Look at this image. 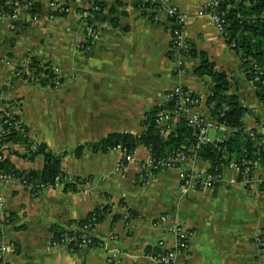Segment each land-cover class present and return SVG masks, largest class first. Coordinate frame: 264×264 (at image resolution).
<instances>
[{"label":"crops","instance_id":"1","mask_svg":"<svg viewBox=\"0 0 264 264\" xmlns=\"http://www.w3.org/2000/svg\"><path fill=\"white\" fill-rule=\"evenodd\" d=\"M37 1L40 11L33 19L24 8L15 19L0 18V107L13 108L29 140L45 144L55 155L65 153L60 168L66 178L37 194L16 180L0 182L1 261L154 264L158 243L172 247L167 229L179 223L192 238L189 250L179 254L175 264H264V252L254 243L256 235L264 233L262 169L256 167L243 183L238 173L225 167L211 189H186V172L207 174L208 164L195 156L144 182L150 159L142 146L133 154V162H123L117 149L92 153L85 148L79 158L72 154L76 147L97 143L109 134H142L147 114L159 102L157 94L175 86L201 97L200 104L189 110L192 116L211 120L206 100L212 81L195 72L201 65L200 54L227 74L230 92L248 109L244 135L264 136V106L254 86L246 79L239 57L202 14L209 0H170L186 16L184 39L195 54L192 57L172 50L170 24L164 15L152 21L135 8L134 0ZM94 3L103 5L100 19L93 24L99 40L84 53L81 12ZM31 59L40 66L49 64L59 85H41L31 78L26 71ZM17 69L28 79L16 74ZM223 131L224 138L234 132ZM211 132L215 138L216 132ZM8 148L9 161L17 170H42V157L30 160L20 157L23 147ZM74 179L86 181L77 184L75 192H65V185L75 184ZM98 205H109L115 219L107 216L91 231L92 246L71 251L51 244V227L83 231L70 224L84 220ZM160 216H168V221L155 227Z\"/></svg>","mask_w":264,"mask_h":264},{"label":"trees","instance_id":"2","mask_svg":"<svg viewBox=\"0 0 264 264\" xmlns=\"http://www.w3.org/2000/svg\"><path fill=\"white\" fill-rule=\"evenodd\" d=\"M13 1L0 0V18H11L13 16L15 12ZM16 1L21 6L27 4V12L32 19L39 14L40 5L37 0ZM134 6L135 8L155 7L149 0H134ZM102 8V4L94 3L90 9L81 12L86 14L87 24H93L92 18L94 20L100 19ZM58 13L55 15L57 16ZM218 13L221 19L224 20V39L231 50L239 57L246 79L252 83L257 99L264 106V0H219ZM59 15L63 16L64 14L60 13ZM148 18L153 21L155 15L152 14ZM194 55L190 49L188 57ZM199 57L201 58V65L195 72L199 76H208L212 81L206 106L212 120L219 125L215 132L216 137L222 138L221 141L201 145L195 153L190 152V147L196 143L198 130L189 127L183 118H180L175 124L173 131L164 135L159 133L154 125L156 113L164 108L172 110L174 103L171 100L160 106L155 105L147 114L143 123L145 131L142 134H109L97 143L76 147L72 154L79 158L85 148L92 153H107L120 148L125 150L126 154L133 155L136 149L142 146L148 151L150 159V165L143 172L144 182L158 172L168 169L163 165L178 153H184L189 158L195 156L207 163L206 173L210 175H220L222 169L230 163H235L242 173H246L247 177L256 167L264 171V136L253 132L255 136L251 139L244 135L242 130L243 119L248 113V109L242 106L235 93L230 92V82L227 74L216 70L203 54H200ZM27 69L33 73V79H37L41 85L47 84L48 80L39 76L40 73L49 78H53L55 75L49 68V64L40 66L34 59L29 60ZM16 74L21 76L22 79H28L20 69H17ZM190 94L199 96L193 93ZM9 114L8 110L0 111V151L6 145L23 147L25 149L23 156L18 153L13 154L30 160L35 157H42L43 167L40 171H19L11 165L9 161L11 154L7 149V155L0 160V175L23 180L26 184H32L31 192L33 194H37L46 188H54L66 178L60 168L65 153L55 155L48 150L45 144H38L29 140L26 128L21 124L16 127L15 123L19 121L18 118ZM221 126L234 130L233 134L224 138V131L220 128ZM259 141L263 142L260 144ZM74 180L75 184L65 185V192H75L76 185L83 184L86 181L84 179ZM196 188H199V186ZM128 213L134 215L130 211ZM111 214L112 210L109 205H98L84 220L70 224V226L81 228L83 231H64L51 227L52 240L62 242L74 239L79 242L83 235H87L92 240L93 245L95 240L90 235L91 231ZM111 218L115 219V216H111ZM261 237H263L264 243V233ZM74 248V244H70L69 249L73 250ZM260 249L261 252H264V247H260ZM0 262H2L1 259Z\"/></svg>","mask_w":264,"mask_h":264},{"label":"built area","instance_id":"3","mask_svg":"<svg viewBox=\"0 0 264 264\" xmlns=\"http://www.w3.org/2000/svg\"><path fill=\"white\" fill-rule=\"evenodd\" d=\"M58 0H53L51 3L54 4ZM151 4H154V8H138L147 14L146 16L149 17L150 15H159V13L163 14L167 19L168 23L170 24V35L172 39V50L178 53L182 57H188L190 51V45L184 39V32L183 26L186 20V16L179 11L170 0H149ZM13 6L15 7V12L12 19L17 17V12L19 9L24 8L27 9V4L21 6L16 0L12 2ZM218 5L219 0H209L204 6L202 7V14H204L213 27L224 37V20L221 19L220 14L218 13ZM82 20L85 22L84 27V41L80 46L81 50L89 49L95 41L98 40L99 34L96 28H94L93 24H87L86 21V14L81 15ZM160 97L159 102L156 106H160L162 104H166L169 101H173L172 110L169 109H162L156 113V118L154 120L155 127L159 130V133L164 135L170 131H173L175 124L179 121L180 118H183L186 121V124L198 130V137L196 143L193 144L189 151L195 153L197 149L201 145L219 142L222 140L220 137L209 138V130H216L219 128V125L215 122H206L202 118L192 116L189 113V110L195 106H197L201 102L200 96H192L190 92H186L181 86H175L174 88L168 90L167 92H161L158 94ZM0 111H4L1 110ZM11 115V114H9ZM16 127H19L20 124L15 123ZM257 135H260L256 133ZM249 138L253 139L255 134L250 132L247 135ZM263 141H259L261 144ZM6 146H3L0 151V160L3 158L4 150ZM118 150L122 154L123 162H133L134 158L133 155H129L125 153V150L118 148ZM191 158V157H190ZM184 153H178L174 158L170 159L169 162L165 163L163 166L166 168H174V167H181L186 164L189 160ZM150 165V161H149ZM148 165V166H149ZM227 169H232L236 173H238L241 177H243V183H246V173H242L239 167L235 163H230ZM220 179V175H210L205 174L204 176L201 175H193L190 173L184 174L185 186L184 188H199L202 189H211L214 184ZM8 180H16L19 185L23 188L31 191L32 184H26L23 180L20 179H13L8 176L0 175V182L8 181ZM234 182V181H232ZM4 207V200L0 195V210ZM167 216H160L155 222L154 226H160L165 224L167 220ZM169 233L172 235L174 240V245L172 247L167 248L163 242L158 243L159 252L152 256V260L154 264H175L176 257L186 252L188 248V244L190 242V238H192V234L184 227L180 225H172L170 228L167 229ZM263 233L256 235L254 239V243L256 246L264 247L263 237H261ZM53 245H63L69 247L70 244H74L75 248L82 249L92 244V240L89 236L83 235L81 237V241H77L74 239L64 240L62 242H54L52 241ZM261 250V249H260ZM0 264H4L0 262Z\"/></svg>","mask_w":264,"mask_h":264},{"label":"rangeland","instance_id":"4","mask_svg":"<svg viewBox=\"0 0 264 264\" xmlns=\"http://www.w3.org/2000/svg\"><path fill=\"white\" fill-rule=\"evenodd\" d=\"M80 0H73V2H76V3H78ZM159 15H163V14H161V13H159ZM158 16V15H157ZM84 22V21H83ZM96 22V20H94V18H92V23L94 24ZM99 40V39H98ZM98 40L97 41H95L94 43H93V45L89 48V49H86V51L85 50H81L82 52H84V53H87V52H89L92 48H93V46L98 42ZM174 69H176V71L178 72V68L176 67H174ZM26 71H27V68H26ZM53 73H54V71H53ZM55 74V73H54ZM53 74V75H54ZM29 75H30V77L33 75L32 73H30L29 72ZM34 76V75H33ZM31 77V78H34V77ZM39 76H41L42 78H45L46 80H48V83L49 84H52V85H54V87L55 86H58L59 85V80L57 79V76L56 75H54V77L53 78H49L48 76H43L41 73H40V75ZM159 94V93H158ZM157 94V96H158V98L160 97L159 95ZM158 100H160V98L158 99ZM0 109L1 110H8L9 111V113L12 115V116H14L13 115V113H14V110H13V108L12 107H10V106H1L0 107ZM213 120L211 119V120H207L206 122H212ZM16 123H18V124H21L20 123V121H18V122H16ZM220 128H222V129H225L224 127H220ZM215 131V130H214ZM213 133L211 132L210 133V135H209V138H212V135ZM10 145H6V148H5V152H4V155H3V157L4 156H6L7 155V153H8V151H7V149H9L8 147H9ZM118 150V149H117ZM146 164H148V162L146 163ZM145 170V169H144ZM167 170V169H166ZM161 172V171H160ZM240 178H241V181H242V179H243V177H241L240 176ZM246 181H247V176H246ZM167 218H168V216H167ZM168 220V219H167ZM163 225V224H162ZM173 225H179V223H177V224H173ZM161 226V225H160ZM181 226V225H180ZM159 227V226H158ZM171 227V226H170ZM169 227V228H170ZM183 227V226H182ZM185 228V227H184ZM167 232L169 233V231L167 230ZM52 245H53V243H51ZM256 245V244H255ZM54 246H56V245H54ZM90 246H92V244L91 245H89V246H87V247H90ZM87 247H84V248H87ZM68 249H69V247H67ZM84 248H82V249H84ZM82 249H77V248H74L73 250H71V249H69V250H71V251H80V250H82ZM187 250H189V246H188V248H187ZM186 250V251H187ZM176 262V261H175Z\"/></svg>","mask_w":264,"mask_h":264}]
</instances>
